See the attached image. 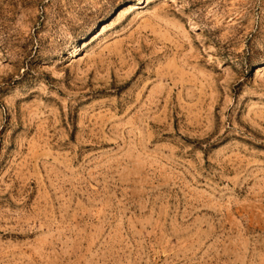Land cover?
I'll return each instance as SVG.
<instances>
[{"label":"rangeland","instance_id":"rangeland-1","mask_svg":"<svg viewBox=\"0 0 264 264\" xmlns=\"http://www.w3.org/2000/svg\"><path fill=\"white\" fill-rule=\"evenodd\" d=\"M0 264H264V0H0Z\"/></svg>","mask_w":264,"mask_h":264}]
</instances>
